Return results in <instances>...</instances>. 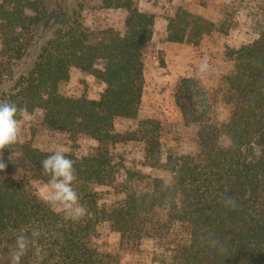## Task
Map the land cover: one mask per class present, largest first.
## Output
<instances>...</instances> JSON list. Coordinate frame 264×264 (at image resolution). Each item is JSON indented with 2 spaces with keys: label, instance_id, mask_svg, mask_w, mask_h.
<instances>
[{
  "label": "trees",
  "instance_id": "16d2710c",
  "mask_svg": "<svg viewBox=\"0 0 264 264\" xmlns=\"http://www.w3.org/2000/svg\"><path fill=\"white\" fill-rule=\"evenodd\" d=\"M66 2L0 0V100L26 106L29 114L41 110L50 129L98 143L86 156L65 153L74 161L73 187L86 213L78 221L65 219L31 188L33 180L47 184L41 161L52 152L29 143H18L14 155L5 150L0 264H10L16 237L31 238L33 229L41 235L21 264H118L100 250L103 223L132 251L146 239L160 241L170 264H264V31L227 52L235 62L223 94L232 109L227 122L214 121L209 93L199 81H181L175 104L186 126H198L199 152L164 158L159 121H143L124 135L115 130L116 119L138 116L155 17L133 0ZM85 9L124 10V35L103 31L95 41L82 22ZM215 31L228 34L224 23L180 7L168 20L167 41L198 46ZM73 68L105 85L99 99L60 93ZM134 141L145 145L146 166L169 174V188L164 179L127 168L111 151ZM112 186L124 199L101 205L96 188Z\"/></svg>",
  "mask_w": 264,
  "mask_h": 264
},
{
  "label": "rangeland",
  "instance_id": "374dc122",
  "mask_svg": "<svg viewBox=\"0 0 264 264\" xmlns=\"http://www.w3.org/2000/svg\"><path fill=\"white\" fill-rule=\"evenodd\" d=\"M68 1L66 4H68ZM141 12L155 17L154 36L149 53L144 61V91L140 110L136 119L118 118L115 121L117 133L135 132L141 122L156 120L161 124L160 141L164 158L167 155H195L199 152L198 126H186L175 95L183 79L199 81L208 91L212 102V117L219 124L230 119L231 106L223 100L226 91V78L235 68V62L227 52L238 50L256 41L264 31V0H133ZM65 4V5H66ZM204 5V6H202ZM180 7L205 17L220 25L224 23L228 34L215 31L206 35L198 46L189 43H170L167 41L168 20ZM61 14L62 11L60 12ZM127 13L124 10L85 9L82 13L84 27L94 35V40L103 31L112 30L124 35ZM94 41V42H95ZM1 50V44H0ZM202 61L211 66V74L202 77L198 67ZM105 85L93 75L78 69H71L70 80L60 86V93L67 97L99 99ZM19 143H29L43 152L62 149L79 157L88 155L98 143L85 135L71 138L68 133L52 130L44 123V113L37 110L22 123ZM223 143L229 141L223 138ZM114 155L121 159L127 168L139 170L153 178L170 180L169 174L146 166L145 145L142 142H126L111 147ZM41 200L46 202V187L33 180ZM100 204L111 205L124 199L117 187H98ZM98 241L100 250L114 256L118 264H170L164 254L163 245L158 240L146 239L140 249L129 250L121 246L120 234L109 223H103Z\"/></svg>",
  "mask_w": 264,
  "mask_h": 264
},
{
  "label": "clouds",
  "instance_id": "9594fccd",
  "mask_svg": "<svg viewBox=\"0 0 264 264\" xmlns=\"http://www.w3.org/2000/svg\"><path fill=\"white\" fill-rule=\"evenodd\" d=\"M211 66L202 61L198 72L202 77L211 74ZM29 117L26 106H19L8 100H0V172L6 170L3 155L5 150L15 154L16 146L21 138V126ZM12 155V156H13ZM12 156L9 158L12 159ZM42 174L48 177L46 187V203L53 212L62 213L65 219L78 221L86 208L80 203L79 194L73 187L77 180L74 161L67 158L62 149H56L41 161ZM164 188H169V181L162 182ZM39 229H33L29 238L23 233L15 240L10 264H21V259L31 248L35 238L39 237ZM39 255V250L36 252Z\"/></svg>",
  "mask_w": 264,
  "mask_h": 264
}]
</instances>
